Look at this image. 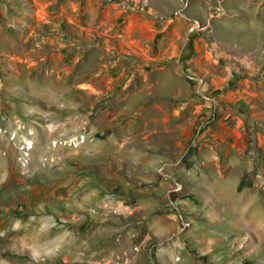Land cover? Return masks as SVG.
<instances>
[{"label": "rangeland", "instance_id": "1", "mask_svg": "<svg viewBox=\"0 0 264 264\" xmlns=\"http://www.w3.org/2000/svg\"><path fill=\"white\" fill-rule=\"evenodd\" d=\"M143 1L0 0V264H264V0ZM141 23L139 49L123 32ZM162 53L240 124L217 165L172 131L147 137L167 160H123V78ZM16 123L34 131L26 163Z\"/></svg>", "mask_w": 264, "mask_h": 264}, {"label": "crops", "instance_id": "2", "mask_svg": "<svg viewBox=\"0 0 264 264\" xmlns=\"http://www.w3.org/2000/svg\"><path fill=\"white\" fill-rule=\"evenodd\" d=\"M155 1L144 0L143 4L154 7ZM33 2L42 6L43 2L47 5L51 0ZM143 23L148 30L154 24L149 21ZM141 24L135 25L137 30L133 35L123 32V41L139 49L153 35V29L147 35L143 33L144 24ZM165 56L168 57L165 62L152 68H143L140 63L134 65V71H128L126 79L123 78V114H128L123 123V132L126 130L123 135V160L149 166L167 160L164 144L154 139L150 141L147 137L172 131L171 139H174L172 143L177 152L188 151L194 157L199 152L198 160L205 167L217 165L218 151L225 147L230 151L235 146V141L230 139L238 132L239 123L235 127L229 124L234 116L227 111L223 99L221 101L222 92L214 91L213 96L218 99L220 110L214 114L210 104L193 95L191 84L184 77L185 73L190 72V67H184L183 62L179 65V61L177 63L172 55L162 53L159 58L164 59ZM199 110H203L200 117ZM145 121L151 122V129L145 128ZM196 123L200 127H196ZM132 134H142L146 140L135 141ZM227 162L233 164L232 159H227ZM215 183L218 185L224 183V180L217 177Z\"/></svg>", "mask_w": 264, "mask_h": 264}, {"label": "built area", "instance_id": "3", "mask_svg": "<svg viewBox=\"0 0 264 264\" xmlns=\"http://www.w3.org/2000/svg\"><path fill=\"white\" fill-rule=\"evenodd\" d=\"M197 22L193 23L190 26V30H194L197 27ZM188 78L194 81L197 85H202L204 83V79L202 77L194 76V75H188ZM1 120L5 121V118H1ZM5 129H2L0 126V133H3ZM20 133V134H19ZM33 135L34 131L25 123H16L15 130L12 132L11 136L12 138H15L19 143V149L21 152V160L25 163L28 160V157L30 156V151L33 148Z\"/></svg>", "mask_w": 264, "mask_h": 264}, {"label": "trees", "instance_id": "4", "mask_svg": "<svg viewBox=\"0 0 264 264\" xmlns=\"http://www.w3.org/2000/svg\"><path fill=\"white\" fill-rule=\"evenodd\" d=\"M240 188H241V185L238 186V189H240Z\"/></svg>", "mask_w": 264, "mask_h": 264}, {"label": "bare ground", "instance_id": "5", "mask_svg": "<svg viewBox=\"0 0 264 264\" xmlns=\"http://www.w3.org/2000/svg\"><path fill=\"white\" fill-rule=\"evenodd\" d=\"M33 144H34V142H33Z\"/></svg>", "mask_w": 264, "mask_h": 264}]
</instances>
